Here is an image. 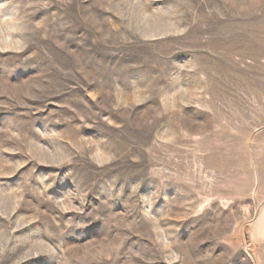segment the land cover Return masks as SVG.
Wrapping results in <instances>:
<instances>
[{"label": "rangeland", "instance_id": "rangeland-1", "mask_svg": "<svg viewBox=\"0 0 264 264\" xmlns=\"http://www.w3.org/2000/svg\"><path fill=\"white\" fill-rule=\"evenodd\" d=\"M253 6L0 0V264H256L255 195L223 199L200 138L206 50ZM248 143L226 172L264 161V125Z\"/></svg>", "mask_w": 264, "mask_h": 264}, {"label": "crops", "instance_id": "crops-1", "mask_svg": "<svg viewBox=\"0 0 264 264\" xmlns=\"http://www.w3.org/2000/svg\"><path fill=\"white\" fill-rule=\"evenodd\" d=\"M252 14L251 21H236V26L231 27L235 31L222 33L220 43L206 50V88L214 86L211 90L215 95L205 99V117L212 119L213 124L204 128V136L200 138L217 143L210 154L220 155L222 162L212 170V181L219 179L221 189H227L223 199L251 204L255 195L253 199L259 208L248 227L249 248L255 263L264 264V161L258 160L263 155L258 146H253L254 166L242 169L239 166L226 172L225 153L217 150L218 147L247 150L252 136L264 125V9L253 6ZM209 70H214L211 77Z\"/></svg>", "mask_w": 264, "mask_h": 264}]
</instances>
